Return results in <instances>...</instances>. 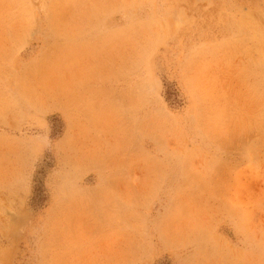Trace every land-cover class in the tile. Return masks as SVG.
Returning a JSON list of instances; mask_svg holds the SVG:
<instances>
[{"label":"rangeland","instance_id":"obj_1","mask_svg":"<svg viewBox=\"0 0 264 264\" xmlns=\"http://www.w3.org/2000/svg\"><path fill=\"white\" fill-rule=\"evenodd\" d=\"M0 264H264V0H0Z\"/></svg>","mask_w":264,"mask_h":264}]
</instances>
